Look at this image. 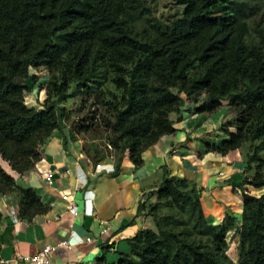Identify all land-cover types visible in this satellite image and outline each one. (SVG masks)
I'll return each instance as SVG.
<instances>
[{"label":"trees","instance_id":"16d2710c","mask_svg":"<svg viewBox=\"0 0 264 264\" xmlns=\"http://www.w3.org/2000/svg\"><path fill=\"white\" fill-rule=\"evenodd\" d=\"M157 1L0 0V157L19 174L32 169L67 116L70 94L82 95V103L93 96L94 114L85 112L79 129H102L117 159L125 153L135 167L144 150L175 131L171 114L185 99L200 101L203 113L226 106L236 130L210 149H241L254 171L237 185L238 258L227 253L235 218L207 221L201 188L164 169L154 201L141 205L154 228L126 239L129 250L115 263L101 255L95 264H264L262 0H172L174 12L165 17ZM30 68L47 71L39 106L26 104L36 80ZM5 195L26 221L49 209L0 164Z\"/></svg>","mask_w":264,"mask_h":264},{"label":"crops","instance_id":"0c3cea01","mask_svg":"<svg viewBox=\"0 0 264 264\" xmlns=\"http://www.w3.org/2000/svg\"><path fill=\"white\" fill-rule=\"evenodd\" d=\"M199 102L185 99L179 113L171 114L175 131L143 151L140 167L125 153L117 159L105 139L79 134L63 121L41 147V159L32 169L19 174L0 160L19 186L35 190L49 208L31 221H14L8 209L14 196L0 197V264H33L19 256L34 255L46 244L68 239L72 231L94 241L60 247L48 264H95L101 255L115 263L119 251L129 250L126 239L141 229L154 228V218L141 205L154 201L164 169L201 188L207 221L224 222L230 213L235 222L228 235L237 241L242 216L237 185L251 170L241 149L226 154L210 149L219 147L236 130L231 111L222 106L212 113L198 112ZM97 162L101 168H95ZM63 194L75 201L78 215L68 212Z\"/></svg>","mask_w":264,"mask_h":264},{"label":"rangeland","instance_id":"374dc122","mask_svg":"<svg viewBox=\"0 0 264 264\" xmlns=\"http://www.w3.org/2000/svg\"><path fill=\"white\" fill-rule=\"evenodd\" d=\"M262 5L264 9V0H262ZM172 0H158L157 4L155 6V11L157 15H162V17H165L167 14L173 13L172 8ZM30 73H35L36 80L34 83L31 84V88L27 90L26 92V104L29 107L32 106H39L44 98V91L41 90L40 86L45 83L47 78V71L44 68H30ZM72 90V89H71ZM82 95H68L66 98V101L64 102L65 108L67 109V116L64 117L62 120L63 122L71 125L73 129L76 130L79 134H84V136L88 137H99L101 139H105L104 131L102 129H96V130H89V131H81L79 129V125L83 123H87V120L84 118V114L87 111H93L89 112V115L91 113V116L94 114L95 107H92L90 104L93 101V96L89 98H85L86 100L82 103ZM90 108V109H89ZM90 117V116H89ZM102 143V140H101ZM243 152V151H242ZM0 160H3L0 157ZM253 170L251 171V174H253ZM232 236V235H231ZM228 235L229 240V249L227 251L230 258L236 260L238 258V246L239 241H233L234 239L232 237L234 236ZM235 238V237H234Z\"/></svg>","mask_w":264,"mask_h":264},{"label":"built area","instance_id":"2783aa9c","mask_svg":"<svg viewBox=\"0 0 264 264\" xmlns=\"http://www.w3.org/2000/svg\"><path fill=\"white\" fill-rule=\"evenodd\" d=\"M108 147L110 148V145L108 144ZM95 168H101V163L97 162L95 163ZM83 186V184H81ZM87 193V190H86ZM62 199L66 201V207L67 210L70 214H72L73 216L78 215L79 213V209L75 203V201L71 198H69V196L67 194H63ZM9 212L13 217L14 221H17L20 219L19 215H18V209L16 206V201H11V203H9L8 206ZM90 211V210H89ZM94 239L91 236H80L78 234H76L74 231L70 232V235L68 237V239H62L59 240L53 244H46L42 247V249H40L37 253H35L34 255H21L19 256L21 259L23 260H29L31 261L33 264H48L50 262V258L52 253L60 248V247H71L73 245H78V244H84V243H91L93 242Z\"/></svg>","mask_w":264,"mask_h":264}]
</instances>
